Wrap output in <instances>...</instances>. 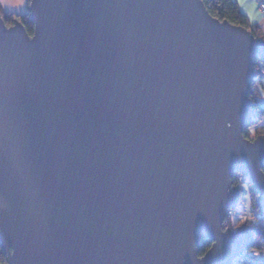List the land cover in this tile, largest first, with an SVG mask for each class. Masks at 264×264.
<instances>
[{"label":"water","instance_id":"obj_1","mask_svg":"<svg viewBox=\"0 0 264 264\" xmlns=\"http://www.w3.org/2000/svg\"><path fill=\"white\" fill-rule=\"evenodd\" d=\"M0 15V243L6 264H234L264 40L203 0H31ZM203 235L212 245L204 256Z\"/></svg>","mask_w":264,"mask_h":264},{"label":"trees","instance_id":"obj_2","mask_svg":"<svg viewBox=\"0 0 264 264\" xmlns=\"http://www.w3.org/2000/svg\"><path fill=\"white\" fill-rule=\"evenodd\" d=\"M31 2V0H29ZM210 13L220 19H227L230 22L244 26L248 28L254 36L257 38L264 40V29L258 25H252L248 19V17L240 10L238 3L235 0H203ZM30 5V3H29ZM0 15L3 17L4 21L8 26L14 24L15 20L18 19L22 21L27 32L30 35H33L35 30V24L31 17L30 11L24 16H18L12 13H6L3 11L2 6L0 4ZM255 68L257 66L264 67V59L256 58L255 59ZM257 76V79L254 80L252 84V92L251 99L254 102V112L252 114V118L248 120L244 125V136L248 139L251 138V129L256 127L257 134H264V107L259 104L261 93L259 91V87L263 85L264 73L260 70H254ZM263 87V86H262ZM264 170V167H263ZM243 176L247 179L248 176L244 173L236 172L232 176V181L235 185L240 187V201L235 207V212L239 214L236 219L235 226L231 225L232 223L226 222L224 228L233 226L237 227L241 224H246L251 232V238L249 242L248 249L245 253H243L234 264H264V258H261L255 254V252H264V208H262L258 203V197L255 194L253 189V183L251 191L254 192L252 195V204L254 207L255 219L249 220L245 219V207L241 203L242 201V187L241 183L243 182ZM251 182V180L249 179ZM251 192V193H252ZM212 245V241L207 239L205 236L201 235L199 239V243L197 245L198 254L200 256H204L206 252L210 249Z\"/></svg>","mask_w":264,"mask_h":264},{"label":"crops","instance_id":"obj_3","mask_svg":"<svg viewBox=\"0 0 264 264\" xmlns=\"http://www.w3.org/2000/svg\"><path fill=\"white\" fill-rule=\"evenodd\" d=\"M240 10L248 17L252 25H258L264 29V13L260 10L259 6L264 0H235ZM29 0H0L2 9L6 13L24 16L29 11ZM254 6V7H253ZM261 94L259 104L264 107V90ZM263 258L262 256L256 254Z\"/></svg>","mask_w":264,"mask_h":264},{"label":"rangeland","instance_id":"obj_4","mask_svg":"<svg viewBox=\"0 0 264 264\" xmlns=\"http://www.w3.org/2000/svg\"><path fill=\"white\" fill-rule=\"evenodd\" d=\"M254 70H260V71H263V73H264V67H261V66H257L256 68L254 66ZM255 77L257 79L256 74H255ZM262 86L258 88L261 94L263 93L262 90H264V79H263V85ZM261 97L262 96H260L259 98H261ZM256 130H257L256 127H253L251 129V133H252L251 135L252 136H251L250 140H254L256 137H258L260 135H263L264 136V134H262V133L257 134L256 133ZM233 185H235V184L233 183ZM235 186H237V185H235ZM237 187H239V186H237ZM241 187H242V197H241L242 198V201H241V203L243 204V206L245 207V210H246L245 211V217H243V218L249 219V220H254L256 216H255V214L253 212L254 211V207H253V204H252V195L254 193V192L251 191L252 182H250L249 179H247L245 176H243V182L241 183ZM256 195L258 197V194H256ZM239 201H240V195H239ZM237 205H236V207H237ZM234 209L235 208L232 209L231 215L226 217V219L224 221V225L228 221V222L232 223L231 225H234L235 226L236 219L239 216V214H237ZM241 226H247V225L246 224H241V225H239L237 227L229 226V227H226L224 229L231 228L232 230H236L237 228H239ZM255 254H258V255H260V256H262L264 258V252H255ZM3 259L6 260V263H7L6 254L4 253L3 248H2V245L0 243V262H2L1 260H3Z\"/></svg>","mask_w":264,"mask_h":264},{"label":"built area","instance_id":"obj_5","mask_svg":"<svg viewBox=\"0 0 264 264\" xmlns=\"http://www.w3.org/2000/svg\"><path fill=\"white\" fill-rule=\"evenodd\" d=\"M260 10H262V12L264 13V2L260 4L259 6ZM232 209L233 208H228L227 210V216H230L231 215V212H232ZM2 262H0V264H5L6 263V260H1Z\"/></svg>","mask_w":264,"mask_h":264},{"label":"snow or ice","instance_id":"obj_6","mask_svg":"<svg viewBox=\"0 0 264 264\" xmlns=\"http://www.w3.org/2000/svg\"><path fill=\"white\" fill-rule=\"evenodd\" d=\"M254 7V6H253Z\"/></svg>","mask_w":264,"mask_h":264}]
</instances>
